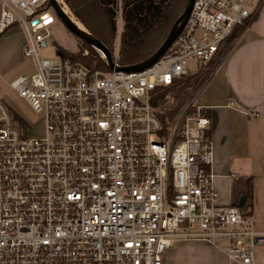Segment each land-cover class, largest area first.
I'll return each instance as SVG.
<instances>
[{
    "label": "built area",
    "instance_id": "obj_1",
    "mask_svg": "<svg viewBox=\"0 0 264 264\" xmlns=\"http://www.w3.org/2000/svg\"><path fill=\"white\" fill-rule=\"evenodd\" d=\"M263 1L194 0L154 64L107 73L39 56L58 21L49 0H0V34L23 25L22 52L36 61L10 86L45 120L44 136L29 137L0 101V264H165L185 237H220L230 262L254 264L264 232L215 187L211 119L194 106L206 83L162 114L189 60L210 63Z\"/></svg>",
    "mask_w": 264,
    "mask_h": 264
},
{
    "label": "crops",
    "instance_id": "obj_2",
    "mask_svg": "<svg viewBox=\"0 0 264 264\" xmlns=\"http://www.w3.org/2000/svg\"><path fill=\"white\" fill-rule=\"evenodd\" d=\"M25 40L26 33L21 45ZM217 68L219 80L200 107L211 119L219 202L238 205L246 195V212L264 232V1ZM254 264H264V247L256 248Z\"/></svg>",
    "mask_w": 264,
    "mask_h": 264
},
{
    "label": "trees",
    "instance_id": "obj_3",
    "mask_svg": "<svg viewBox=\"0 0 264 264\" xmlns=\"http://www.w3.org/2000/svg\"><path fill=\"white\" fill-rule=\"evenodd\" d=\"M63 1L78 21L109 48L113 60L121 67L136 65L151 57L161 47L187 3V0ZM235 30L220 45L216 55L208 63L209 67H216L231 47L238 36ZM82 41L84 44L78 48V52H70L57 45L59 58L81 64L90 70L110 72L104 56L89 43ZM226 43H230L229 47ZM85 51H88V54H85ZM199 83L200 79L193 80L189 76L172 89L177 103L174 107L166 108V112L162 114L165 121L167 117L172 118L176 115L183 107L188 97L186 90L193 86L197 87ZM12 115L15 124L25 132L28 129L27 122L15 113ZM249 207L251 204L246 203L242 209L246 212Z\"/></svg>",
    "mask_w": 264,
    "mask_h": 264
},
{
    "label": "rangeland",
    "instance_id": "obj_4",
    "mask_svg": "<svg viewBox=\"0 0 264 264\" xmlns=\"http://www.w3.org/2000/svg\"><path fill=\"white\" fill-rule=\"evenodd\" d=\"M62 1L63 0H59L61 4ZM64 6L71 15H73L69 8L66 5ZM51 9H54L53 6H51ZM52 14L55 18H58L56 13ZM74 18L78 21L75 16ZM63 26L65 27L59 18L58 21L49 25L48 30L50 37L47 40L48 45L39 50V56L41 58H49L55 61L59 60L57 45L63 46L70 52H78V48L83 46L84 42ZM243 26L244 25H238L235 32L238 34ZM24 37L25 29L23 25L18 24L13 25L4 33L0 34V101L4 102L12 113H15L27 122V134L29 137H42L45 134V120L43 114L35 111L24 98L19 95L18 91L10 86V83L19 76L31 75L36 72L35 59L33 57H25L22 52L21 42L24 40ZM118 41L119 40H117V44ZM76 45L78 48L72 51V49H75ZM229 45L230 43H226V46L229 47ZM219 63L216 66H218ZM189 72L192 79H200V83L197 87L193 86L186 90L188 94L187 99H193L196 92L206 83V86L203 87L201 93L194 101V106L200 107L204 97L209 94L219 80L221 72H219L217 67L212 68L209 67L208 64L201 65L200 61L196 58H191L189 60ZM188 231L196 232L200 231V229L197 225H193ZM225 246L226 241L220 237L215 238V245L204 237H185L175 243L170 252L168 251L165 264H230L224 253ZM232 264L238 263L232 262Z\"/></svg>",
    "mask_w": 264,
    "mask_h": 264
},
{
    "label": "water",
    "instance_id": "obj_5",
    "mask_svg": "<svg viewBox=\"0 0 264 264\" xmlns=\"http://www.w3.org/2000/svg\"><path fill=\"white\" fill-rule=\"evenodd\" d=\"M50 4L53 6L55 13L57 14L59 20L65 25L67 30L75 35L76 37L86 41L91 46H93L98 52H101L104 56V58L107 61L108 66L110 69H121L124 71H141L148 67H150L152 64H154L170 47V45L175 41V39L178 37L180 32L182 31L184 25L186 24V21L189 18L190 12L193 7L194 0H187L186 6L184 11L180 14V16L176 19L174 24L172 25L167 38L161 45V47L148 59L145 61L132 65L127 67H121L116 64V62L113 60L111 51L109 48L102 43L99 39H97L93 34H91L86 28L82 29L64 10V1H62V4L58 3L57 0H49ZM41 27V24L39 25ZM246 195H243L239 202L238 206L243 207L245 205L246 201Z\"/></svg>",
    "mask_w": 264,
    "mask_h": 264
},
{
    "label": "bare ground",
    "instance_id": "obj_6",
    "mask_svg": "<svg viewBox=\"0 0 264 264\" xmlns=\"http://www.w3.org/2000/svg\"><path fill=\"white\" fill-rule=\"evenodd\" d=\"M58 1V3H60L59 2V0H57ZM61 4V3H60ZM64 8V10H65V12L82 28V29H85V27L83 26V24H81V22H79V21H77L75 18H74V16L73 15H71V13L65 8V6L63 7Z\"/></svg>",
    "mask_w": 264,
    "mask_h": 264
}]
</instances>
